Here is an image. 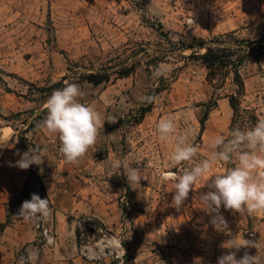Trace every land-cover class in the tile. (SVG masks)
I'll use <instances>...</instances> for the list:
<instances>
[{
  "label": "rangeland",
  "instance_id": "1",
  "mask_svg": "<svg viewBox=\"0 0 264 264\" xmlns=\"http://www.w3.org/2000/svg\"><path fill=\"white\" fill-rule=\"evenodd\" d=\"M230 32L240 40L264 39V0H0V248L12 251L11 264H217L230 239L249 244L236 251L238 259L247 251L264 264V214L221 207L214 226L200 200L206 178L179 210L171 206L175 181L160 178L164 170L179 175L209 159L212 140L231 133L233 75L212 80L201 61L185 57L195 50L190 45ZM133 64L136 71L125 78L100 85L79 80L81 73ZM156 69L164 74L154 76ZM241 74L243 106L264 119V55L248 58ZM62 81L79 86L78 99L95 108L103 125L76 163L65 162L56 135L30 127L63 87L41 89ZM151 102L152 110L136 121ZM165 118L176 130L161 139L156 125ZM182 135L197 156L173 167L169 156ZM29 146L40 150L42 164L10 166ZM139 159L132 166L147 179L133 190L113 164ZM237 164L235 156L215 161L211 172ZM32 193L47 197V220L15 215ZM13 223L19 227L2 243L1 232ZM39 224L51 230L52 242ZM70 228L82 232V244Z\"/></svg>",
  "mask_w": 264,
  "mask_h": 264
},
{
  "label": "clouds",
  "instance_id": "2",
  "mask_svg": "<svg viewBox=\"0 0 264 264\" xmlns=\"http://www.w3.org/2000/svg\"><path fill=\"white\" fill-rule=\"evenodd\" d=\"M153 74L159 77L164 73L156 69ZM81 95L79 86L74 83H66L63 88L54 90L44 104L46 115L38 125L45 132L58 137L59 152L66 163H76L83 157L94 146L103 126L95 108L80 102L78 98ZM145 99L150 102L152 98ZM156 130L161 139H166L176 130L174 121L169 118L161 119ZM210 147L213 151L209 159L185 169L182 174L178 175L171 170L160 173L162 181H175L171 206L179 210L189 198L197 180L206 178L204 187L207 191L201 193L200 200L205 206L203 210L212 216L214 226L217 217H222L221 207L233 213L246 211L249 215L264 214V119L258 120L249 130L233 129L227 138L223 135L215 137ZM39 151L37 147L29 146L27 151L17 153L20 159L14 165L10 162V166L24 170L33 164L41 165L43 159L37 154ZM197 151L194 144L187 142V136L182 135L178 138L169 161L173 167L192 161L197 156ZM233 156L238 160L236 166L222 172H211L215 161L230 163ZM142 160L117 161L113 164L116 169L113 173L120 175L122 170L129 187L136 190L140 187L141 179L147 177L141 174L139 167H133L132 164H139ZM50 214L47 197L41 198L37 193H32L29 200L23 201L15 213L25 220H47ZM221 246L230 251L219 256L217 264H259L256 256L247 251L237 258L236 251L249 246L247 243L230 239ZM35 258L36 254L29 252L28 260L33 261Z\"/></svg>",
  "mask_w": 264,
  "mask_h": 264
},
{
  "label": "trees",
  "instance_id": "3",
  "mask_svg": "<svg viewBox=\"0 0 264 264\" xmlns=\"http://www.w3.org/2000/svg\"><path fill=\"white\" fill-rule=\"evenodd\" d=\"M195 48L190 56L187 58H194L201 61L209 71V77L214 79H221L224 81L230 74L233 75L234 83L238 87L236 94L229 96L231 107L234 110V120L231 131L233 129H244L250 124H256L259 120L256 115L251 114V110L247 109L242 104V97L245 94V82L241 74V68L252 56L264 55V39L260 40H240L235 36V32H230L219 37H215L210 43L201 42L195 43L189 46ZM136 71V65H122L120 68L115 67L106 68L101 71H92L90 73H81L79 80L92 83L94 85H100L110 82L113 76L117 78H125L132 75ZM77 75V74H76ZM75 77V76H74ZM67 77L64 78V80ZM66 84L64 81L54 84L50 88H42L41 91H52L55 88L64 87ZM153 103L148 106H142L140 110V116H136V121L140 118H144L145 115L152 110ZM45 112V110H44ZM209 113H206L205 119L202 121V125L205 124ZM19 114L14 116L13 119H18ZM43 119L42 114L36 116L30 127H39L40 120ZM2 124L0 122V139L2 137ZM22 144H25V139H20ZM5 227V224L2 225ZM78 242L82 244V232H77Z\"/></svg>",
  "mask_w": 264,
  "mask_h": 264
},
{
  "label": "crops",
  "instance_id": "4",
  "mask_svg": "<svg viewBox=\"0 0 264 264\" xmlns=\"http://www.w3.org/2000/svg\"><path fill=\"white\" fill-rule=\"evenodd\" d=\"M4 221H5V218L2 217V219L0 220V223H2ZM60 226H61V228H58V233L64 234L66 231H69L67 226L64 223H62ZM11 227L16 230V228H18L19 225L13 223L12 225L8 226L4 231L1 232L2 243L6 237L9 229H11ZM70 232L72 234L77 235V229L76 228H72V229L70 228ZM13 254H14V252H13ZM11 256H12V251H10L8 248H4V247L2 249L0 248V264H11ZM18 264H22L20 260H19Z\"/></svg>",
  "mask_w": 264,
  "mask_h": 264
},
{
  "label": "built area",
  "instance_id": "5",
  "mask_svg": "<svg viewBox=\"0 0 264 264\" xmlns=\"http://www.w3.org/2000/svg\"><path fill=\"white\" fill-rule=\"evenodd\" d=\"M39 227H41V229H42V233H43V235L45 236V238H46L49 242H52L53 239H54V236H53L51 230H50L48 227H46L45 224H39Z\"/></svg>",
  "mask_w": 264,
  "mask_h": 264
}]
</instances>
